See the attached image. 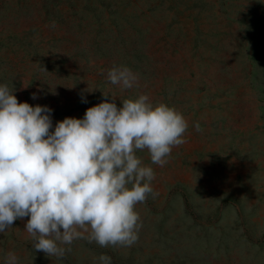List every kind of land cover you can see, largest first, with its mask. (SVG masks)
I'll list each match as a JSON object with an SVG mask.
<instances>
[{
	"label": "rangeland",
	"instance_id": "obj_1",
	"mask_svg": "<svg viewBox=\"0 0 264 264\" xmlns=\"http://www.w3.org/2000/svg\"><path fill=\"white\" fill-rule=\"evenodd\" d=\"M113 66L137 73L138 86L111 84ZM5 84L18 102L50 107L52 130L110 95L120 107L140 94L188 128L163 167L136 153L157 195L135 206L134 245L78 239L49 257L24 217L0 233V264L9 252L17 264H100L101 254L111 264H264V0H0Z\"/></svg>",
	"mask_w": 264,
	"mask_h": 264
},
{
	"label": "clouds",
	"instance_id": "obj_2",
	"mask_svg": "<svg viewBox=\"0 0 264 264\" xmlns=\"http://www.w3.org/2000/svg\"><path fill=\"white\" fill-rule=\"evenodd\" d=\"M107 79L121 90L139 83L126 66H113ZM110 96L86 109L83 118L65 117L52 130L50 107L18 102L14 91L0 85V233L29 217L25 230L36 241L33 247L56 258L78 239L100 247L138 241L142 224L135 206L157 193L153 169L136 153L147 150L152 164L163 167L172 149L186 142L188 122L147 94L125 99L120 107ZM195 129L201 131L198 123ZM17 260L9 252L5 264ZM98 260L111 264L104 254Z\"/></svg>",
	"mask_w": 264,
	"mask_h": 264
}]
</instances>
